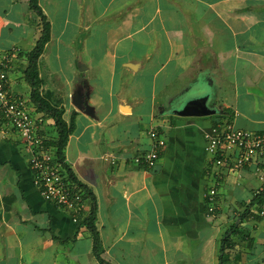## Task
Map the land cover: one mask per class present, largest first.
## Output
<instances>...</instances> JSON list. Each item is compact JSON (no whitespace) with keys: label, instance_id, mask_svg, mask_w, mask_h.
Segmentation results:
<instances>
[{"label":"crops","instance_id":"obj_1","mask_svg":"<svg viewBox=\"0 0 264 264\" xmlns=\"http://www.w3.org/2000/svg\"><path fill=\"white\" fill-rule=\"evenodd\" d=\"M40 4L52 27L39 60L41 92L53 93L67 120L78 111L65 163L96 197L106 263L95 255L82 222L89 211L75 222L70 210L45 199L23 142L6 134L0 139V264H220L223 239L234 224L240 232L226 250L229 264H264L262 204L248 209L264 174L255 163L238 171L215 165L205 149V133L224 120L264 133V0ZM97 23L103 27L91 31ZM83 28L91 31L87 39ZM40 31L29 0H0V56L17 49L10 88L27 98L23 54ZM66 68L73 75L82 69L95 117L73 104L78 82L51 76L61 77L56 72ZM174 84L179 88L165 96L168 105L158 101ZM192 89L205 91L217 111L185 116L170 110V101ZM50 120L47 135L56 138ZM145 120L147 132L139 128ZM152 129L166 143L156 166L140 167L132 157L151 149ZM218 183L211 212L204 192Z\"/></svg>","mask_w":264,"mask_h":264},{"label":"built area","instance_id":"obj_2","mask_svg":"<svg viewBox=\"0 0 264 264\" xmlns=\"http://www.w3.org/2000/svg\"><path fill=\"white\" fill-rule=\"evenodd\" d=\"M17 49L0 56V131L3 136L16 134L23 142L29 154V163L34 172V184L45 199L72 212L73 220L78 222L89 211V200L80 186L69 178L63 162L58 158L57 148L47 135L46 125L49 117L34 106L32 100L13 92L10 88L9 73L12 69V57ZM150 136L153 144L150 150L132 157L140 167L153 168L160 158V150L165 138L152 129ZM205 149L212 156L213 163L228 166L238 171L253 163L264 174V133H258L238 127L234 121L224 120L211 127L205 133ZM110 160L116 163L117 157ZM219 178L222 174L218 173ZM219 183L204 192L209 210L214 212L218 199ZM263 188L258 191L260 194ZM259 214L264 217V202Z\"/></svg>","mask_w":264,"mask_h":264},{"label":"trees","instance_id":"obj_3","mask_svg":"<svg viewBox=\"0 0 264 264\" xmlns=\"http://www.w3.org/2000/svg\"><path fill=\"white\" fill-rule=\"evenodd\" d=\"M29 6L39 17L40 27H41L40 36L35 46L30 51L24 52L23 54L27 59V66L24 72V77L31 87L30 98L39 111L44 112L49 118H52L54 121V126L57 130L58 135L56 138H52L51 143L54 146H56L58 158L63 162V165L66 168L69 178L80 186L83 193L85 194V197L89 200L91 204V208L88 214L82 220V222L85 225H87L93 236L95 255L97 256V258L101 263H106V260L102 256L104 248L102 245L100 232L96 224L97 222L96 197L93 191L90 188H88V186H86L76 178V176L73 174V172L65 163L66 147L69 137L75 129V116L78 111L75 110L72 113L71 118L67 120L64 117L65 107L61 106V104L58 103L57 101L53 102V93L47 92L44 94L41 92V87L44 83V79L40 75L39 60L46 49L47 43L51 40L52 27H51V22L48 19V16L43 11V8L40 4V0H29ZM256 197L257 198L253 200L250 203V205H248V209L256 202L257 203L259 202L260 204L264 202V191H262ZM231 230L232 233L230 234L229 232H227L223 239V245L221 247V255H220V264L230 263L229 258L226 254V250L234 246L232 236L240 232L239 226L237 224H234Z\"/></svg>","mask_w":264,"mask_h":264},{"label":"water","instance_id":"obj_4","mask_svg":"<svg viewBox=\"0 0 264 264\" xmlns=\"http://www.w3.org/2000/svg\"><path fill=\"white\" fill-rule=\"evenodd\" d=\"M81 70L82 69L79 68V72ZM79 72L74 75V80L79 83V86L72 95L73 104L78 110L95 117V108L90 103V87L79 75ZM210 101L211 98L205 91L202 89H192L190 91L182 92L174 102H169V106L170 110L178 115H208L217 111L213 108ZM2 137L3 133L0 131V139Z\"/></svg>","mask_w":264,"mask_h":264},{"label":"rangeland","instance_id":"obj_5","mask_svg":"<svg viewBox=\"0 0 264 264\" xmlns=\"http://www.w3.org/2000/svg\"><path fill=\"white\" fill-rule=\"evenodd\" d=\"M86 1H89V0H86ZM98 27L100 28V27H103L102 25H100V24H94L93 25V27L91 28V31H94V29L95 28H97L98 29ZM91 31H87V30H85L84 28L81 30V35H82V37H85V39H87V37H88V34H89V32H91ZM93 42H95V41H93ZM100 42V41H99ZM81 43H79V45H77V49L79 50V49H81ZM56 73H58L59 75H61V77H58L56 74L55 75H53V74H51V76L52 77H54V79L55 80H57V81H59V82H64L65 80V78L66 77H68L70 80H71V82L72 83H74L73 81H74V79H75V76L72 74V70H69V69H64L62 72H56ZM178 88H179V86L178 85H176V84H174L173 86H171L169 89H167V90H164V91H162V92H160L159 93V95H158V101H161V103L163 104L164 102H166L165 103V105H168V100L166 99H164L165 98V96H167V94L168 93H170L171 91H175L176 90V92H177V90H178ZM61 94V93H60ZM63 94V93H62ZM61 94V95H62ZM59 96V95H58ZM93 98H94V96H93ZM164 101V102H163ZM49 121H50V123L52 122L51 120H50V118H49ZM140 129H142V130H145L146 132H147V130L150 128V125H149V122H147V120H145V122H143V124L139 127ZM54 132H55V130H53ZM51 137V136H50Z\"/></svg>","mask_w":264,"mask_h":264}]
</instances>
